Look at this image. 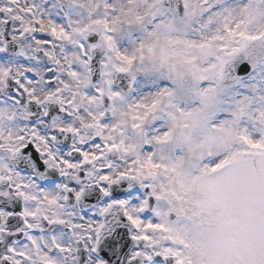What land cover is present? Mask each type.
I'll list each match as a JSON object with an SVG mask.
<instances>
[{
  "label": "snow or ice",
  "instance_id": "6c2138e0",
  "mask_svg": "<svg viewBox=\"0 0 264 264\" xmlns=\"http://www.w3.org/2000/svg\"><path fill=\"white\" fill-rule=\"evenodd\" d=\"M0 264H264V0H0Z\"/></svg>",
  "mask_w": 264,
  "mask_h": 264
}]
</instances>
